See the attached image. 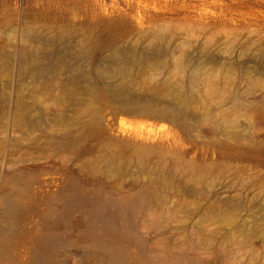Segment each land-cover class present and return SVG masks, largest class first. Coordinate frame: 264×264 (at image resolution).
Returning a JSON list of instances; mask_svg holds the SVG:
<instances>
[{"label":"rangeland","instance_id":"obj_1","mask_svg":"<svg viewBox=\"0 0 264 264\" xmlns=\"http://www.w3.org/2000/svg\"><path fill=\"white\" fill-rule=\"evenodd\" d=\"M41 259L264 264V0H0V264Z\"/></svg>","mask_w":264,"mask_h":264},{"label":"bare ground","instance_id":"obj_2","mask_svg":"<svg viewBox=\"0 0 264 264\" xmlns=\"http://www.w3.org/2000/svg\"><path fill=\"white\" fill-rule=\"evenodd\" d=\"M26 32H28V31H26ZM94 36H95V34L93 32L83 34L81 36L80 40L85 45H90ZM24 37H26L27 42L32 44V47H31L32 51L22 53V56L26 55L27 59L29 61H28L27 65L22 66L20 69L21 70L26 69L27 71H25V72L28 74V76L34 77L36 74H34L33 70L34 71L37 70L36 73H40L41 68L47 69L45 67H48L47 72H44V75H43L44 80H46L48 83H50L56 87L62 88V89H63V87L67 86V83H65L59 79L58 72H55L56 65L58 64L57 61H55V59H52L50 57H45L42 54L43 51L47 50L48 44L41 38L31 37L30 33H28V35H25ZM27 66L30 68L32 67V69H29ZM19 67H20V65H19ZM67 67L68 66H66L65 68H67ZM80 71L83 72V77L88 76L87 71H84L82 69H80ZM182 103H185V101L182 100L181 104ZM180 106L182 107L183 105H180ZM141 110L142 111L139 113L144 114V116L157 117L158 119H161V120L167 119V121H171V122H177L178 121L177 120V114L175 113L173 107L161 106V104L156 103V101H155V104H148L145 102V104L141 107ZM133 111L134 110H131L129 107L126 108V110H125V112H127V113H134ZM156 112H158V115H156ZM177 113L179 114L180 111H178ZM106 208H107V203H100L97 206V213L95 214L94 220H101L104 217V215L107 213ZM39 249L41 251V248H39ZM40 262L41 263H39V264H52L51 261H45L42 259Z\"/></svg>","mask_w":264,"mask_h":264}]
</instances>
